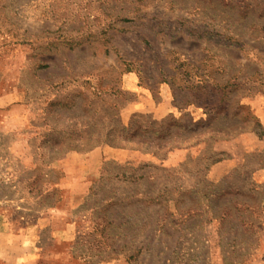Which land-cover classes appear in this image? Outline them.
<instances>
[{"label":"rangeland","instance_id":"1","mask_svg":"<svg viewBox=\"0 0 264 264\" xmlns=\"http://www.w3.org/2000/svg\"><path fill=\"white\" fill-rule=\"evenodd\" d=\"M241 1L244 20L208 0H0V180L40 165L38 147L75 149L53 164L55 208L32 214L31 202L0 200V264H264V35L249 26L264 20V0ZM181 18L233 23L250 48L215 49L178 31ZM205 82L234 85L231 99L184 88ZM173 88L197 103L175 106ZM183 116L225 140L244 135V147L208 141L160 159L103 143L116 127ZM222 179L258 193L236 238L189 193Z\"/></svg>","mask_w":264,"mask_h":264},{"label":"trees","instance_id":"2","mask_svg":"<svg viewBox=\"0 0 264 264\" xmlns=\"http://www.w3.org/2000/svg\"><path fill=\"white\" fill-rule=\"evenodd\" d=\"M211 2L212 7L220 5L222 7L237 8L240 13V18L245 19V12L243 1L236 0H208ZM211 22L205 26L195 25L194 23L188 24L187 19L181 18L175 21L177 30L186 33L189 37L197 40H207L213 43L214 48L218 46H226L237 49L241 52L247 51L246 47L249 45L244 42L240 35L231 30V27L235 25L230 22L211 18ZM230 20V19H229ZM221 22H225V26L221 25ZM188 24V25H187ZM249 26H255L264 35V20L257 25L250 24ZM218 28V29H216ZM220 29L224 30L222 33ZM238 29V27H236ZM254 50V49H253ZM172 86V84H171ZM188 90H202L206 99H210L214 96L224 97L225 101L231 99V94L234 92V85L228 86L220 85L219 83H204L203 86L197 87H184ZM173 98L175 106H180L181 103L189 105L197 103L194 100L186 99L180 101L178 94H176L173 88ZM206 106V105H203ZM240 107L239 103L236 105L235 110ZM183 116L178 119H163L161 121H151L149 124L144 125L142 128L136 124L131 123L128 128L116 127L110 130L104 137L105 144L110 147L126 150H137L145 154H153L160 159H165V156L175 149H188L195 147L202 143L211 141L214 144L217 141H222L228 133L224 129L210 128L208 122H194L192 119H186ZM243 131L239 130V133ZM50 137V135H46ZM40 153L42 163L35 165L29 170H20L15 174L14 178L7 181L0 180V200L5 202H13L22 200V205H26L27 202H31L32 205L29 209L32 214H37L49 209L55 208L61 203V191L58 189V184L62 178V172L59 169L53 167L55 161H57L65 153L75 150L68 146H54L46 145L45 147L37 148ZM38 153H35V155ZM153 167L149 164H144L141 168ZM169 172L168 170H163ZM126 180L142 179V177H134V175H118ZM207 182L205 181L204 184ZM242 185L235 186L232 181L228 179H222L217 184H208L204 189L203 195L197 191L189 190L191 198H200L207 202L208 209L215 212L221 221L220 231L224 234L227 230H235L233 238L237 237L239 230L242 229L243 233H246V225H248V216L246 213H251V209L255 207V195L257 191L250 185L246 186V183L241 182ZM184 194V191H182ZM26 208V207H25ZM106 227L121 228L123 223H119L113 226L110 220H105ZM227 226H229L227 228ZM130 228V227H129ZM156 225L150 227V232L157 231ZM118 234V233H116ZM163 234H166L163 231ZM126 233H119L117 236H125ZM87 241V249L92 250V242L94 241V234L88 233L84 235ZM78 244L75 243L72 249L73 254L77 252ZM76 254V253H75ZM74 257V256H73ZM227 264H230L227 262Z\"/></svg>","mask_w":264,"mask_h":264},{"label":"crops","instance_id":"3","mask_svg":"<svg viewBox=\"0 0 264 264\" xmlns=\"http://www.w3.org/2000/svg\"><path fill=\"white\" fill-rule=\"evenodd\" d=\"M244 136V135H242ZM239 137L235 139L234 141H229V140H222V141H217L213 144V148L216 151H229L231 148L236 149H242L244 147V138L246 137ZM237 144V145H236ZM259 145V141L253 142V148L257 147ZM252 147V146H251Z\"/></svg>","mask_w":264,"mask_h":264}]
</instances>
